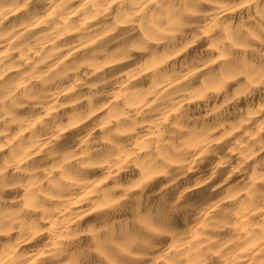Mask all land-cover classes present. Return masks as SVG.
Returning a JSON list of instances; mask_svg holds the SVG:
<instances>
[{"label":"clouds","instance_id":"9594fccd","mask_svg":"<svg viewBox=\"0 0 264 264\" xmlns=\"http://www.w3.org/2000/svg\"><path fill=\"white\" fill-rule=\"evenodd\" d=\"M46 3L53 6V0ZM205 6L212 11L191 15ZM156 9L139 17L144 26L139 38L142 57L166 65L143 84L163 93L162 102L150 109L156 115L148 132L155 138L145 136L150 145L145 151L135 138H122L120 129L126 122L119 117L128 108L112 104L108 109L112 115L106 114L111 124L89 141L94 144L107 138L97 155L107 164L108 178L123 171L124 183L140 187L127 199L113 201L115 206L98 199L95 207L103 204L106 210L82 222L80 215L93 204L74 214L73 233L94 228L76 242L83 247L75 264H159L160 256L166 264H264V182L256 183L249 176L251 170L264 178V0H170ZM210 24L215 28L209 30ZM165 49L167 55L162 56ZM181 52L179 59L167 63L168 57ZM6 99L10 104L0 111L29 103L23 96ZM33 102L42 106L45 99L37 97ZM128 115L131 128H143L148 117L140 107ZM67 126L58 117L43 120L26 157L39 156L31 168L43 173L47 190L58 195L81 187L70 178L85 179L94 158L87 146L64 145L55 139L59 128ZM233 129H240L238 135L221 143V130ZM5 147L15 152L10 159L17 170L25 163L23 149L19 143ZM249 160L253 163L248 164ZM6 171L0 166V178ZM232 192H240V198L225 204L222 197ZM217 202L222 206L216 207ZM243 209L254 225L248 232L233 229L238 222L235 213ZM206 212L212 213L207 223L222 230L190 243L193 229L205 220ZM10 227L0 221V229ZM40 227L38 220L21 225L22 239L8 249L12 252L8 264H30L28 250H21V244ZM252 241L258 243L260 254L242 256L240 249Z\"/></svg>","mask_w":264,"mask_h":264},{"label":"bare ground","instance_id":"6f19581e","mask_svg":"<svg viewBox=\"0 0 264 264\" xmlns=\"http://www.w3.org/2000/svg\"><path fill=\"white\" fill-rule=\"evenodd\" d=\"M169 2L53 0V6L49 7L46 0H0V107L10 104L6 99L10 95L29 100L14 110L0 111V166L7 168L4 177L0 178V221L11 225L6 230L0 229V264H8L12 259L8 249L22 239L21 225H31L37 220L41 225L38 233L34 232L33 238L21 244V250H28L30 264H75L79 248L83 247L76 242L83 241L94 228L85 233H73L74 214L92 203L93 208L80 215L82 222L86 216L106 210L103 204L99 209L95 207L98 199H105L115 206L113 201L121 197L127 199L131 192L139 190V184L124 183L123 171L114 179L108 178L107 164L97 155L100 143L107 142L106 137L100 143L90 144L89 141L99 137L101 130L111 124L106 118V114L112 115L108 112L109 107L126 104L128 112L119 117L126 122L120 129L121 137L135 138L141 151L150 147L145 136L155 138L148 130L156 115L150 109L162 102L163 93L143 84L146 78L166 65L142 57L139 38L144 26L139 17L149 13L150 9L156 11V5ZM202 11L212 9L205 6L192 10L191 15L199 16ZM214 28V24L209 25V30ZM183 54L168 57L167 63ZM166 55L165 49L162 56ZM37 97L45 99L42 106L33 102ZM138 107L144 108L148 117L143 128H131L128 113L136 112ZM53 117L68 125L59 128L60 136L55 139L64 145L87 146L94 157L85 179L70 178L81 187L65 195L47 190L44 174L32 170L31 166L39 156L26 159L30 143L38 139L33 133L43 120ZM239 131L221 130L218 138L222 143L238 135ZM137 133H140L139 137ZM17 143L23 149L25 163L13 170L10 157L15 158V152H10L5 145ZM130 155L126 154L125 159ZM252 163V160L248 161V164ZM26 167L28 170L24 171ZM236 171L234 168L233 174ZM249 176L256 183L264 182V178L251 170ZM145 182H148L147 178ZM240 195V192H232L222 199L225 204H231ZM220 206L217 202L216 207ZM252 215L259 216L260 213L253 212ZM211 216V212L205 213V220L193 229L190 243L202 240L210 231L222 230L207 223ZM235 216L238 222L233 224L234 230L248 232L253 229L246 209L236 211ZM258 249V243L252 241L240 252L242 256L251 254L254 258L260 254ZM157 259L159 264H166L163 256Z\"/></svg>","mask_w":264,"mask_h":264}]
</instances>
